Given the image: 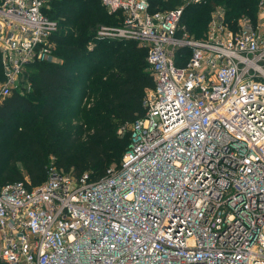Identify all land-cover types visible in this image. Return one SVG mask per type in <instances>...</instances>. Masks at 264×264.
Returning a JSON list of instances; mask_svg holds the SVG:
<instances>
[{
  "label": "built area",
  "instance_id": "1",
  "mask_svg": "<svg viewBox=\"0 0 264 264\" xmlns=\"http://www.w3.org/2000/svg\"><path fill=\"white\" fill-rule=\"evenodd\" d=\"M49 1L0 0V97L55 60ZM101 1L122 20L97 37L147 50L145 115L102 177L52 165L0 189V264H264V0L255 17L216 7L201 37L181 19L208 0Z\"/></svg>",
  "mask_w": 264,
  "mask_h": 264
},
{
  "label": "trees",
  "instance_id": "2",
  "mask_svg": "<svg viewBox=\"0 0 264 264\" xmlns=\"http://www.w3.org/2000/svg\"><path fill=\"white\" fill-rule=\"evenodd\" d=\"M256 2L188 4L181 23L201 37L217 4L226 7L228 18L255 17ZM179 4L180 0H152V9ZM44 11L57 21L53 39L60 59L27 63L18 86L0 97V189L21 180L28 187L37 186L52 165L76 176L89 172L93 178L105 175L112 164L119 166L130 133L120 135L118 128L145 115L146 92L155 85L147 50L136 41H96L99 26L118 24L102 1L50 0ZM4 77L0 52V85ZM84 97L90 100L81 106ZM19 161L24 171L16 168Z\"/></svg>",
  "mask_w": 264,
  "mask_h": 264
},
{
  "label": "rangeland",
  "instance_id": "3",
  "mask_svg": "<svg viewBox=\"0 0 264 264\" xmlns=\"http://www.w3.org/2000/svg\"><path fill=\"white\" fill-rule=\"evenodd\" d=\"M101 1V0H100ZM223 7L224 9L226 8L223 4H217L216 6H215V8L216 7ZM214 8V9H215ZM213 9V10H214ZM212 10V11H213ZM107 11H108V13L110 12L108 9H107ZM212 13V12H211ZM112 14H115V18H116V21H118V23L122 20L121 19V15L120 14H117V13H112ZM111 26H114V25H110V24H102L101 26H99V30H101L103 27H111ZM207 29V28H206ZM206 29H205V31H206ZM205 31H204V33H205ZM204 33H203V35H204ZM203 35H201V36H203ZM95 39H97L96 41H103V40H105V38H99V37H96ZM94 44V42H92L91 44H90V46H92ZM57 47V44H55L54 45V50H53V56L55 57V60H53V61H58L60 58H59V56L56 54L57 52H58V47ZM100 54H98V56H99ZM36 62V61H35ZM49 62H52V61H50L49 60ZM34 65L35 64H30V69H35V67H34ZM93 96V95H92ZM89 100H90V98L89 99H87L86 97H84L83 98V100H82V104H81V106H84V105H87L88 103H89ZM8 155H10L9 153H8V151H6V153H5V155H4V157H8ZM16 168L17 169H20V170H22V171H24V163H22V162H17L16 164ZM111 166H116V165H114V164H112ZM24 177H25V179L26 180H30V178L28 177V175L24 172Z\"/></svg>",
  "mask_w": 264,
  "mask_h": 264
}]
</instances>
